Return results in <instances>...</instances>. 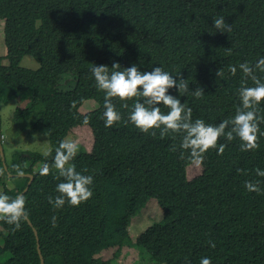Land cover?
Returning a JSON list of instances; mask_svg holds the SVG:
<instances>
[{"label": "trees", "instance_id": "1", "mask_svg": "<svg viewBox=\"0 0 264 264\" xmlns=\"http://www.w3.org/2000/svg\"><path fill=\"white\" fill-rule=\"evenodd\" d=\"M217 17L231 30L214 29ZM0 20L8 49L7 65L0 57V83L10 95L31 92L30 107L18 114L38 104L41 112L30 128L45 134L50 146L45 156L21 158V174L11 173L10 185H2L1 193L14 198L27 186L24 175L33 176L23 194L28 219L16 230L0 220V257L10 256L0 264H40L37 246L43 264H111L94 255L121 239L122 245L145 251L143 264H199L205 256L211 264H264V177L254 171L264 169V135L259 134L264 121L257 148L241 151L237 139L220 137L227 165L218 168L220 156L204 153L201 174L188 180L186 171L195 161L179 148L178 135L161 137L158 129L140 132L123 122L135 97L126 101L128 108L114 99L122 120L104 126L103 93L90 73L91 64L135 63L140 71L158 65L188 84L187 92H169L192 109V119L217 124L234 115L238 89L254 86L238 67L234 74L229 68L264 56V0H0ZM20 54L32 57L38 68L21 67ZM196 88L204 93L199 98L191 94ZM88 100L97 108L80 113ZM259 109L264 117V99ZM82 126L91 130L93 146L77 152L72 163L93 176L92 196L53 209L47 198L56 195L61 179L52 165L54 150L70 130ZM37 163L48 164L46 175L33 171ZM247 180H259L261 192H247ZM149 199L161 209L162 222L132 243L131 218ZM119 254L118 249L113 258Z\"/></svg>", "mask_w": 264, "mask_h": 264}, {"label": "clouds", "instance_id": "2", "mask_svg": "<svg viewBox=\"0 0 264 264\" xmlns=\"http://www.w3.org/2000/svg\"><path fill=\"white\" fill-rule=\"evenodd\" d=\"M212 27L220 32L231 30V25L225 23L224 17L213 20ZM237 67L243 77L251 79L254 86H242L238 89L239 104L234 115L217 124L206 123L200 118L193 120L192 109L185 107L180 97L169 92L172 88L187 92L188 84L179 78V74L173 76L158 65L151 67L150 71H140L135 63L128 67H121L117 62H113L111 67L91 64L90 73L96 88L103 93L102 118L105 127H111L122 120L114 99L121 102V107L128 108L126 101L135 97L123 122L131 124L140 132L158 129L161 137L165 134L178 135L179 148L186 151L190 159L200 163L209 149L215 148L217 154L223 152L225 144H217L220 137L229 142L237 139L241 151H250L258 146L259 123L264 121V117L259 114V104L264 99V77L258 78L256 72L264 73V56H260L254 64L243 62L238 66H231L229 71L234 74ZM219 74L217 70L216 75ZM191 94L199 98L204 93L201 88H196ZM161 104L166 106V112L161 111ZM77 150L78 146L73 140L59 141L54 150L52 165L61 179L54 189L56 195L47 198L53 209H60L65 204L77 206L92 196L93 176L77 171L72 163ZM48 171L46 163L41 174L46 175ZM254 171L256 177H264V169L256 168ZM18 174H21L19 170ZM244 189L250 193L261 192L260 181L247 180L244 182ZM27 219L23 195L17 194L13 198L0 193V220L16 230L20 227V222ZM55 221L56 217L52 216L53 227ZM209 247L215 245L210 242ZM199 264H211V260L206 256L201 257Z\"/></svg>", "mask_w": 264, "mask_h": 264}, {"label": "rangeland", "instance_id": "3", "mask_svg": "<svg viewBox=\"0 0 264 264\" xmlns=\"http://www.w3.org/2000/svg\"><path fill=\"white\" fill-rule=\"evenodd\" d=\"M3 24V21L0 20V57L3 58L1 64L7 65V60L4 57H6L8 49L4 44ZM20 55L21 67L31 70L38 68L37 62L32 57ZM31 96L30 91L20 95H10L7 88L0 83V147L2 151V154L0 152V157H2V166L5 170L2 183L0 184V193L2 192L3 184L10 185L8 181H10L11 173L15 171V167L19 164L21 158L33 153L45 156L50 152L47 136L30 128L33 117L41 112L40 106L38 104L37 106L32 105L31 111L28 114H18V111L30 107ZM96 108L97 104L92 100H88L83 103L79 111L85 114ZM64 140L75 141L78 146L77 152H90L93 146V136L87 126L70 130ZM225 149L227 150L226 146L223 152L218 154L221 160L216 155L215 164L217 162L222 163L218 168L227 165V159H225L227 152L225 154ZM214 154H217V151L215 148H212L205 152V157L207 155L215 156ZM223 164L224 166H222ZM43 166V163H37L33 166V171L37 172ZM201 172L200 164L194 162L188 167L186 177L188 180H191L201 174ZM161 222V209L155 200L149 199L145 207L131 218L128 228L129 240L134 243L147 228ZM117 241L115 240L112 243H109V241L107 245L99 249L94 257L103 261L111 260V264H143L145 262L147 254L142 248H136L135 246L126 247L125 244L122 245V239L119 242ZM118 249L120 250L119 258H113L115 251ZM9 257V254L0 257V263L9 259Z\"/></svg>", "mask_w": 264, "mask_h": 264}, {"label": "water", "instance_id": "4", "mask_svg": "<svg viewBox=\"0 0 264 264\" xmlns=\"http://www.w3.org/2000/svg\"><path fill=\"white\" fill-rule=\"evenodd\" d=\"M0 152H1V154H2L1 147H0ZM1 158H2V157H1ZM24 176H26V177L29 179V181H28V183H27L26 188L24 189V191H23L20 195H23V194L28 190L29 186L31 185V183H32V181H33V176H32V175H24ZM27 222H28V221H27ZM28 225L32 227V225H31L30 222H28ZM33 232H34V235H35L36 241H38V239H37V233H36V231H35L34 229H33ZM37 251H38V254H39V258H40V264H43V259H42L41 255H40L39 247H38V246H37Z\"/></svg>", "mask_w": 264, "mask_h": 264}, {"label": "crops", "instance_id": "5", "mask_svg": "<svg viewBox=\"0 0 264 264\" xmlns=\"http://www.w3.org/2000/svg\"><path fill=\"white\" fill-rule=\"evenodd\" d=\"M15 168H16V169H15L14 172H17V170H19V166L17 165Z\"/></svg>", "mask_w": 264, "mask_h": 264}]
</instances>
